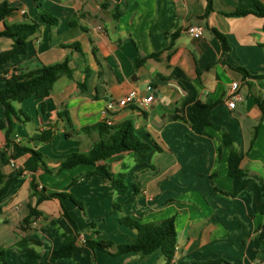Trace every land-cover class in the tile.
<instances>
[{"label": "crops", "instance_id": "obj_1", "mask_svg": "<svg viewBox=\"0 0 264 264\" xmlns=\"http://www.w3.org/2000/svg\"><path fill=\"white\" fill-rule=\"evenodd\" d=\"M5 1L15 11L0 21V32L20 23H37L39 28L29 37L25 54L0 64V89L12 73L65 60L74 70L73 79H57L46 99L13 103L30 119L13 120L9 159L0 168L6 176L20 174L0 200V247L7 264H29L32 250L40 255V264L49 262L63 233L76 238L80 251L55 264H165L160 250L149 256L93 252L87 241H111L115 247L136 236L117 216L139 223L174 217L177 244L171 264H264V19L227 16L236 10L255 11L254 1L264 5V0H212L205 17V0ZM41 12L55 17L57 24L43 22ZM190 26L201 27L202 36L192 38ZM213 30L225 37L227 50ZM11 43L0 37V53ZM138 58L145 59L141 65ZM132 90L139 93L135 102L115 108L107 119L101 116L109 102ZM149 94L152 102L142 107L140 97ZM233 96L235 106L230 108ZM196 102L212 105L210 121L217 129L196 132ZM61 112L67 117H58ZM125 120L153 148L142 164L127 153L106 161L114 174L125 173L126 195L116 194L97 175L70 186L74 178L94 170L88 165L60 170L63 159L73 152L87 153L97 140L96 132L81 129ZM6 127L0 104V156ZM43 130L52 132L50 142L30 139ZM223 133L241 156L242 176L228 175L231 148ZM20 148L40 153L47 171ZM32 179L41 194L76 197L85 215L68 198L50 199L36 205L42 216L25 225L28 206L36 203L30 196ZM114 203L121 204L115 215L109 213ZM22 238L40 245L20 249L16 243Z\"/></svg>", "mask_w": 264, "mask_h": 264}, {"label": "trees", "instance_id": "obj_2", "mask_svg": "<svg viewBox=\"0 0 264 264\" xmlns=\"http://www.w3.org/2000/svg\"><path fill=\"white\" fill-rule=\"evenodd\" d=\"M206 1V9L203 17L207 16L212 11V0ZM255 11L248 10H236L227 14L229 17H242L249 14H253L257 17L264 19V5L258 1H254ZM15 11V8L11 7L5 0L0 2V21L7 16L11 15ZM118 15V14H117ZM117 15L114 17L117 18ZM40 17L43 22L52 26L57 24V19L52 15L41 12ZM71 26L75 23L70 22ZM39 25L37 23H20L6 26L3 31L0 32V37L10 39L12 41L11 47L0 53V64L7 62L15 56L23 55L27 50V42L30 36L37 32ZM264 29V26H263ZM213 33L217 39L221 42L222 48L228 49L226 39L223 35L213 30ZM78 45V44H76ZM144 58H138L136 60L137 65H141L144 62ZM248 74L245 70L239 68ZM74 70L70 66L69 60H65L62 63L42 66L37 70L15 74L12 73L8 79L4 80V87L0 89V104L4 108L5 116L7 118V127L4 133V152L0 156V168L3 162L9 159L6 150L12 145L10 136L13 132V120L28 121L30 117L23 112L16 110L13 103H21L22 101L34 97L38 100L46 99L52 90L54 83L60 76H66L73 79ZM89 77V71L86 69V79ZM79 88L83 90L85 88V82L79 84ZM212 105L196 102L192 109L198 117L199 126L196 128V132L199 134L204 133V129L212 127L217 129L210 121V111ZM67 117L66 112L58 113V117ZM23 117V119H21ZM68 119V118H67ZM70 124L69 119L67 120ZM82 132L94 131L97 133L98 138L93 143L91 149L87 153L73 152L70 156L66 157L60 162V170L71 169L78 165L93 166L94 170L85 173L84 175L74 178L70 186L76 185L80 179L97 175L104 181L108 182L113 190L119 196L126 195L127 185L125 182V173L114 174L108 168L106 161L112 157L120 156L127 153L132 156L136 164H142L146 162L149 152L153 149L147 143H144L136 134V129L133 122L125 120L116 125H110L105 121L98 123L94 126L84 127ZM53 134L50 130H43L34 134L30 139L32 141H41L48 143L52 140ZM224 144L231 148L228 157V175L230 177H239L243 175L240 169L241 156L232 149V143L229 136L223 133ZM26 152H29L35 159L36 163H41V169L47 171V168L43 162V156L33 150L27 148H20ZM158 149V147H154ZM102 162V163H101ZM19 173L11 176H6L0 171V200L8 193L11 184L19 177ZM31 195L36 197V203L34 206L29 205V212L24 219V224L28 225L30 219H37L42 216V213L36 209V205L44 200L57 199L61 202L63 198L70 199L85 215L84 206L82 202L75 199L73 196L67 193H49L41 194L37 191V184L34 179L31 181ZM120 209V205L113 204L111 214L115 215ZM64 210V209H63ZM2 207L0 205V214ZM64 216L70 219L69 215L63 211ZM118 217V222L124 225L126 228L134 230L136 236L129 244H119L114 247L113 242L103 240L87 241L93 252L99 250L106 252L112 256H121L129 253H136L140 256H149L160 250L161 255L164 258L165 264H171L176 244L177 234L175 230L174 217L167 218L157 223H139L129 217ZM93 225V224H92ZM61 245L53 250L49 257V262L45 260V264H55L63 259H73V254L80 251L77 246L76 238L72 235L62 234ZM33 244L39 246L40 243L36 240H29L26 238L20 239L16 246L20 249H26L28 245ZM114 248V250H113ZM29 264H40V255L32 250L28 254ZM221 260L213 261L207 264H221ZM0 264H7L6 251L3 247H0ZM94 264V263H93Z\"/></svg>", "mask_w": 264, "mask_h": 264}, {"label": "built area", "instance_id": "obj_3", "mask_svg": "<svg viewBox=\"0 0 264 264\" xmlns=\"http://www.w3.org/2000/svg\"><path fill=\"white\" fill-rule=\"evenodd\" d=\"M187 32L189 33V35L192 38H200L202 36V28L199 26H190L188 28ZM236 87H237L236 84L232 85L233 90H235ZM138 97H139V93L136 90L130 91L127 95H125L123 98L117 100L116 102H109L106 105L105 109L102 110L101 116L104 119H107V114L109 112H113L115 110V108H124V107L128 106L132 102H135L138 99ZM232 98L233 99L228 103V106L230 108H234V106H235V97L233 96ZM152 100H153L152 94L145 95L143 97H140L139 104L142 107H146V106H148V104H150L152 102ZM263 102H264V99H263ZM259 264H261V263H259Z\"/></svg>", "mask_w": 264, "mask_h": 264}, {"label": "rangeland", "instance_id": "obj_4", "mask_svg": "<svg viewBox=\"0 0 264 264\" xmlns=\"http://www.w3.org/2000/svg\"><path fill=\"white\" fill-rule=\"evenodd\" d=\"M76 198V197H75ZM77 199V198H76ZM121 205V204H120ZM110 210H112V209H110ZM109 213H111L110 211H109ZM87 215V214H86Z\"/></svg>", "mask_w": 264, "mask_h": 264}]
</instances>
